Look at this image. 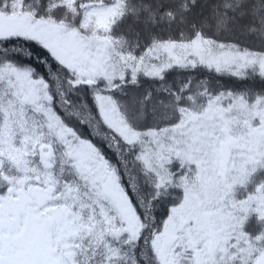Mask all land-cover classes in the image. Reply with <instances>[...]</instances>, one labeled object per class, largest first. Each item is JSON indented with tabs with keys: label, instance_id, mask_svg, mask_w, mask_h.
Returning <instances> with one entry per match:
<instances>
[{
	"label": "snow or ice",
	"instance_id": "6c2138e0",
	"mask_svg": "<svg viewBox=\"0 0 264 264\" xmlns=\"http://www.w3.org/2000/svg\"><path fill=\"white\" fill-rule=\"evenodd\" d=\"M0 264H264V0H0Z\"/></svg>",
	"mask_w": 264,
	"mask_h": 264
},
{
	"label": "trees",
	"instance_id": "16d2710c",
	"mask_svg": "<svg viewBox=\"0 0 264 264\" xmlns=\"http://www.w3.org/2000/svg\"><path fill=\"white\" fill-rule=\"evenodd\" d=\"M230 84H233V85L238 86V87H242V85H240L238 82H235V81L230 82ZM255 224H256V219H255V217H253V218L251 219V221H250L249 227L251 228V227H253Z\"/></svg>",
	"mask_w": 264,
	"mask_h": 264
}]
</instances>
